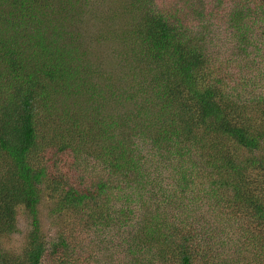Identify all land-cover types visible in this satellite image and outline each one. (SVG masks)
<instances>
[{
	"label": "trees",
	"instance_id": "obj_1",
	"mask_svg": "<svg viewBox=\"0 0 264 264\" xmlns=\"http://www.w3.org/2000/svg\"><path fill=\"white\" fill-rule=\"evenodd\" d=\"M115 1L0 0V264H264V0Z\"/></svg>",
	"mask_w": 264,
	"mask_h": 264
},
{
	"label": "rangeland",
	"instance_id": "obj_2",
	"mask_svg": "<svg viewBox=\"0 0 264 264\" xmlns=\"http://www.w3.org/2000/svg\"><path fill=\"white\" fill-rule=\"evenodd\" d=\"M92 3L96 4V6H99L101 10H105L107 7H113L115 3H117L115 0H91ZM106 6L105 9L101 8L102 6ZM89 10V19L88 18H83L82 22H80V26L83 28L85 32V36L82 38L83 42H87V47L88 50H92L94 53H100V54H107L108 52L106 51L108 45H110V39H104V41L100 44L98 47L96 45V39L97 37H101L100 33H103L100 28V23L101 25H104L102 23V17L101 15H105L104 12H98V17L94 18L92 13H96V10H98V7L88 9ZM120 18L116 21L115 26H113V29L116 30L120 26ZM112 26H110V29ZM53 93V102L52 103H47L48 106H51V108H55V113H61L66 109V106L69 104L71 105V102L73 100L72 98L67 97V100L63 101V97L56 95V93L51 89ZM52 96V97H53ZM42 204V203H41ZM40 221L43 226H45V229H47L50 226L51 220L49 217V212H47V205L44 203V205L41 207V212H40ZM19 225V230L18 232H15L14 234L10 235V238L8 240H4V245L7 248H14L18 250L19 245L22 243V240L24 236L27 234L29 227V222L28 220L26 221L24 217L21 218ZM47 234H52L54 231V228L51 226L49 229L46 230Z\"/></svg>",
	"mask_w": 264,
	"mask_h": 264
}]
</instances>
